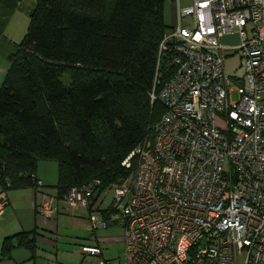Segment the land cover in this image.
<instances>
[{
  "label": "built area",
  "instance_id": "obj_1",
  "mask_svg": "<svg viewBox=\"0 0 264 264\" xmlns=\"http://www.w3.org/2000/svg\"><path fill=\"white\" fill-rule=\"evenodd\" d=\"M174 2L177 23L158 49L171 48L175 70L151 94L166 111L122 162L130 168L135 159L130 178L111 187L119 217L94 208L91 229L121 224L117 264H264V0ZM232 33L238 43L222 44ZM225 50L242 61L236 100ZM92 190L46 196L36 212L90 209ZM6 203L0 194V213ZM79 249L110 264L98 244Z\"/></svg>",
  "mask_w": 264,
  "mask_h": 264
},
{
  "label": "trees",
  "instance_id": "obj_2",
  "mask_svg": "<svg viewBox=\"0 0 264 264\" xmlns=\"http://www.w3.org/2000/svg\"><path fill=\"white\" fill-rule=\"evenodd\" d=\"M164 5L36 0L0 85L3 191L36 188L41 160L57 163L59 200L72 188L92 185L93 205L107 188L130 178L135 159L130 168L122 162L166 111L151 94L175 70L171 48L158 49L172 28ZM114 212L101 213L107 220ZM17 246L32 250L34 238L21 232L5 237L0 259Z\"/></svg>",
  "mask_w": 264,
  "mask_h": 264
},
{
  "label": "crops",
  "instance_id": "obj_3",
  "mask_svg": "<svg viewBox=\"0 0 264 264\" xmlns=\"http://www.w3.org/2000/svg\"><path fill=\"white\" fill-rule=\"evenodd\" d=\"M35 4L36 0H0V85L9 66L8 58L16 51L17 44L26 33L29 15ZM37 177L41 184L36 188L3 191L0 186V194L4 195L7 200L0 213V249L5 237L20 232L29 233L34 238L32 250L17 246L13 248L9 257L0 259V264H96L98 258L95 256L80 254L82 258L80 262H76L70 258L69 252L63 249L64 245L68 243L67 238H70L68 232L76 224L80 225V222L85 224L83 228L87 226L90 233L88 237L85 236V233L81 234L82 239L79 244H98L103 250L102 258L110 262L106 252L113 242L120 241L122 243V226L121 230L114 229L118 222H111L105 229H90V210L97 209L96 211L103 217L101 195L90 209H62L50 217H45L36 212L35 206L42 202L46 196L58 200L55 188L58 178L57 163L52 160L39 161ZM113 215L114 213L108 215L107 220ZM63 240L65 241L63 242ZM86 256L90 257L88 263L83 262Z\"/></svg>",
  "mask_w": 264,
  "mask_h": 264
},
{
  "label": "rangeland",
  "instance_id": "obj_4",
  "mask_svg": "<svg viewBox=\"0 0 264 264\" xmlns=\"http://www.w3.org/2000/svg\"><path fill=\"white\" fill-rule=\"evenodd\" d=\"M191 3V0H180L181 6H187ZM164 20L169 27H173L177 23V13H176V5L174 0H165L164 5ZM189 22V18H183L182 23L187 24ZM221 43L225 45H234L238 43V38L235 33L221 36ZM242 61L239 58L238 53H234L231 50H225L224 51V66L227 74L231 78L230 81V87L232 88L231 92V98L232 100H236L238 97L237 94V87L239 83L235 80L236 78H240L242 76L243 72V66L241 65ZM67 78H64L63 81L65 82ZM101 209H108L112 207V200H113V194L111 188H107L104 192L101 194ZM119 217V213H114ZM83 222H80L79 224H76L72 230H70L68 243L64 245L63 249L64 251H68L70 258L74 259L76 262H80L82 258V253L79 249V242L81 238V234L85 233V236L88 237V234L90 233L87 228V226ZM80 227V229H79ZM87 229V230H86ZM91 229V228H90ZM114 229L121 230V224L118 223L117 227ZM80 235V236H78ZM65 240H63L64 242ZM109 247V245H108ZM107 251V249H105ZM122 252V243L120 241L113 242L111 246L108 248L107 256L110 258L111 264H117L118 263V257L121 255ZM81 254V255H80ZM90 261V257L86 256L83 260L84 263H88Z\"/></svg>",
  "mask_w": 264,
  "mask_h": 264
},
{
  "label": "water",
  "instance_id": "obj_5",
  "mask_svg": "<svg viewBox=\"0 0 264 264\" xmlns=\"http://www.w3.org/2000/svg\"><path fill=\"white\" fill-rule=\"evenodd\" d=\"M96 196H94V198H95Z\"/></svg>",
  "mask_w": 264,
  "mask_h": 264
}]
</instances>
